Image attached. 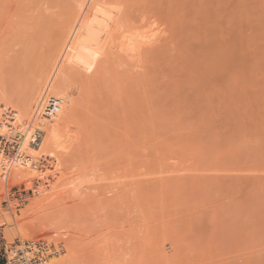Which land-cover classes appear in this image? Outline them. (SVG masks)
Listing matches in <instances>:
<instances>
[{
	"label": "rangeland",
	"instance_id": "1",
	"mask_svg": "<svg viewBox=\"0 0 264 264\" xmlns=\"http://www.w3.org/2000/svg\"><path fill=\"white\" fill-rule=\"evenodd\" d=\"M85 1L78 16L90 12ZM115 1L137 45L102 43L112 56L104 73L66 75L56 97L63 146L14 182L20 102L56 30L40 20L57 25L60 8L0 0V122L10 124L0 134V264H264V0L197 4L174 39L169 0L158 1L163 19L151 5ZM158 36L167 61L149 53ZM62 65L49 71L43 106ZM36 105L29 120L45 118ZM46 134L37 130L30 146Z\"/></svg>",
	"mask_w": 264,
	"mask_h": 264
},
{
	"label": "bare ground",
	"instance_id": "2",
	"mask_svg": "<svg viewBox=\"0 0 264 264\" xmlns=\"http://www.w3.org/2000/svg\"><path fill=\"white\" fill-rule=\"evenodd\" d=\"M74 1L75 0H73V2ZM158 1H160V0H151V3H150V0H136L135 3L140 4L141 10H143L145 12L149 11L150 5H151L150 13L155 12L156 14L154 13L153 16H155V17L158 16L157 18L161 19V17H162L161 13H162L164 4L159 5ZM169 1H170V4L167 5L168 8L166 6H164L167 8V10H163V11H165V13L167 15V16H165V14H164V17L167 19L166 20L167 22L166 21L165 22H166V24L169 23V26H170L169 29L171 31L170 33H171V37L173 39L175 37L179 36L178 35L180 32L179 30H182V28L186 27L187 23L189 26L192 21H195V19H197L196 18V16H197L196 15V13H197L196 5L197 4L200 5V7H203L202 9H206V5H208L207 0H169ZM47 2H48V5L51 7L52 6H58V8H60L58 10V12H60L59 15H58V12H56V14H55V15L59 16V19H57V21L54 19L58 23L57 25H53L55 23L50 22V20H48V22L50 24L49 23L47 24V21L44 19L40 20L41 22L43 21L44 24L46 25L44 27L43 26L44 24H41L42 28H44V30L42 29L43 31H45V30L49 31L48 30L49 27H53L54 30L55 29L56 30L54 31L55 32L54 35H52L53 33L51 34L53 37L50 35L51 40H52V41H50L51 45H49V46L47 45L49 47V49H47L48 50L47 53H48V57L50 58V61L47 62V64H45L42 69L38 68V71L34 74L33 78L31 79L30 84L28 85V87L26 88V90L24 92L25 93L24 97L22 96V100L20 102L21 117L19 118V123H18L17 128H18V131L21 132L23 135V140L21 141V143L18 147L19 152L21 151L22 153H21V155H20L21 157L19 159L12 157L13 159H11V160H12V163H15L16 161L25 162V164L27 166H25V167L23 166L24 167L23 168V167L19 166L18 164L16 165V163H15V166H13L12 163H10L11 169H12V171H10L11 172V180L14 182H19V181L26 180V179H32L34 172H31L30 169H32L33 162L41 156V152H42V155H47L49 153L48 152L46 154V151L48 149H50V148L54 149V148L60 147L59 150H61V146H63L62 141L65 140V136L62 132V130H63L62 126L64 125L63 120L66 117L60 111L61 106H62V101L56 97L59 94V89H60L59 87H61L62 83L65 81L66 75L69 72H71L72 69L78 70L80 72L82 71L81 74L83 73L86 75H88V74L93 75L94 74L95 76H98V75L104 73L105 69L109 68V66L112 63L111 62L112 56L110 55L111 53L110 54L105 53V50L103 49L102 43H107V44L112 43V44H115V46H117L119 48L121 47L124 49L125 48L129 49L130 47H133V45L134 46L137 45L136 43H134V40H135V36H137L139 32L133 33L132 31L134 30V25L128 21H124L121 18L122 8L118 4V2L115 0H93L92 5H90L91 6L90 12L87 13L89 11L88 10L86 12L87 14L86 15L83 14V16H82V14H80V16L77 15V11H79L81 9L80 8L78 10L77 7H78V5H81L82 3L84 4L83 0H77V2L75 1V3H73L72 1H68V0H47ZM159 3H163V2H159ZM161 8H162V10H161ZM43 17H45V14ZM51 17H52V15H51ZM53 18H54V16H53ZM162 19H163V17H162ZM40 21H38V22H40ZM198 23H199V21H198ZM38 24L39 23H37V25ZM37 25H35V26H37ZM46 27H48V28L46 29ZM53 28H50V29L53 30ZM34 29H37V28H34ZM119 30L122 32H120ZM206 30H207V28H206ZM102 33H103V35H101ZM102 36H105V38H102ZM166 41H167V37L165 38V37L158 36L154 42V45L153 46L150 45L151 48L149 46V48H150V49H148V50H150L149 53H151V51H153L155 53L154 55L161 56L162 53H165V49L168 48V47L164 48L167 44H169V42H167V44H166ZM225 49L223 50V54L225 55V53H226V55H227V52H225L227 50H225ZM142 50H141V52H142V54H144V52ZM148 50L146 49V52ZM130 51H131V49H130ZM107 52H110V51H107ZM153 52H152V54H153ZM149 53H146L145 56L148 55ZM219 53L221 54L222 51ZM230 53H228V55H231ZM103 55H104V57H103ZM165 55H167V53ZM148 56H146V57H148ZM151 56H153V55H151ZM167 56L169 57V55H167ZM167 56H164V57L167 58ZM161 57H163V56H161ZM164 57H163V60H164ZM57 59L63 60V65H62L61 71H59L61 76L59 77V80H58V87L54 91V95H53L54 101H53L52 105L50 104L51 107H50V109L48 108L49 109V113H48V112H46L45 107L49 101V98L53 97V96H49L48 100L46 99L47 100V101H45L46 105L44 104L45 107L43 106L42 101L44 99L43 95H44L45 91H47V89L49 87V83H50V81L47 80L48 79L47 77L49 75V71L51 70L52 66L55 64ZM154 59L156 60L157 57ZM159 59H162V58H159ZM159 59H158V61H159ZM147 60H149V58ZM156 61L154 62V64L156 63ZM164 61H167V60L165 59ZM99 63H100V65H99ZM151 65H153V64H151ZM153 66H155V65H153ZM156 70H158V69L156 68L154 70V72ZM151 72H153V70H151ZM147 73H145V74H147L149 77V75L151 73L150 74H149V72H147ZM147 75H145V76H147ZM46 82H47V84L45 86L46 88L44 87L45 91H42L43 86L45 85ZM5 97H6V95H5ZM39 97H40V100L38 101L39 105H36V106L42 105L41 108L44 107L45 111H44L43 115L46 119L42 117V118L36 120L35 117L38 114H35V117L33 115V118L31 116L30 118H32V119L29 120V114L31 112L32 106L35 103H38L37 99ZM37 109H40V108H37ZM54 111H56V112H54ZM8 122H0V128H1L0 134H3V131L5 130V128L10 129L9 128L10 124ZM37 130H42V131H45L47 133L46 137L44 138V141L42 142V146L40 147V149L42 148V150H40L37 147L33 148L30 146L31 142L35 140L34 134L36 133ZM40 145H41V143H40ZM29 147L32 150L35 149L34 152H31ZM37 150L39 151L40 154H38V152L36 153ZM24 151H28L27 154H24ZM1 163H2V165H1ZM1 163H0V165L3 166V168L7 164V162H5V160L3 158L1 159ZM19 164H21V163H19ZM34 168H35V166H34ZM27 236H28V234H27ZM32 264H34V263H32Z\"/></svg>",
	"mask_w": 264,
	"mask_h": 264
},
{
	"label": "built area",
	"instance_id": "3",
	"mask_svg": "<svg viewBox=\"0 0 264 264\" xmlns=\"http://www.w3.org/2000/svg\"><path fill=\"white\" fill-rule=\"evenodd\" d=\"M53 101H54V96L49 98V101H48V103H47V105H46V107H45L46 112L49 113V109H50L51 105L53 104ZM50 104H51V105H50ZM48 108H49V109H48ZM45 110H44V111H45ZM54 112H56V111H54ZM49 115H50V114H49ZM27 261H28V260H26V259H19V262L22 263V264H27V263H28Z\"/></svg>",
	"mask_w": 264,
	"mask_h": 264
}]
</instances>
